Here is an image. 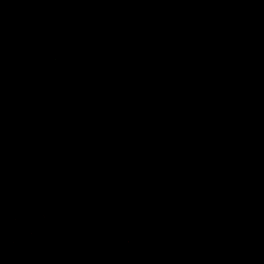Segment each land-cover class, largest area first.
Returning a JSON list of instances; mask_svg holds the SVG:
<instances>
[{
	"label": "trees",
	"instance_id": "16d2710c",
	"mask_svg": "<svg viewBox=\"0 0 264 264\" xmlns=\"http://www.w3.org/2000/svg\"><path fill=\"white\" fill-rule=\"evenodd\" d=\"M0 264H264V0H0Z\"/></svg>",
	"mask_w": 264,
	"mask_h": 264
},
{
	"label": "water",
	"instance_id": "95a60500",
	"mask_svg": "<svg viewBox=\"0 0 264 264\" xmlns=\"http://www.w3.org/2000/svg\"><path fill=\"white\" fill-rule=\"evenodd\" d=\"M1 131H2V121H1V124H0V138H1Z\"/></svg>",
	"mask_w": 264,
	"mask_h": 264
}]
</instances>
